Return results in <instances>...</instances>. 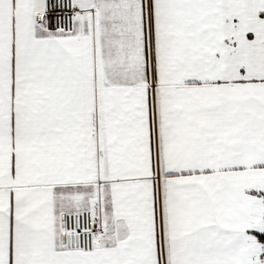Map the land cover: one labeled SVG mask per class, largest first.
I'll return each instance as SVG.
<instances>
[{
	"label": "snow or ice",
	"instance_id": "6c2138e0",
	"mask_svg": "<svg viewBox=\"0 0 264 264\" xmlns=\"http://www.w3.org/2000/svg\"><path fill=\"white\" fill-rule=\"evenodd\" d=\"M0 264H264V0H0Z\"/></svg>",
	"mask_w": 264,
	"mask_h": 264
}]
</instances>
